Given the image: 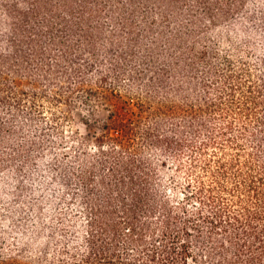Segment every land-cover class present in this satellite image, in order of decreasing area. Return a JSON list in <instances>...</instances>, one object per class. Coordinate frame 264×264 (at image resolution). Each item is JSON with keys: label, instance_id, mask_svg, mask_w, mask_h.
<instances>
[{"label": "trees", "instance_id": "16d2710c", "mask_svg": "<svg viewBox=\"0 0 264 264\" xmlns=\"http://www.w3.org/2000/svg\"><path fill=\"white\" fill-rule=\"evenodd\" d=\"M238 8L0 0V168L35 165L61 104L108 110L92 151L51 157L79 217L55 212L57 264H264V53L210 38Z\"/></svg>", "mask_w": 264, "mask_h": 264}, {"label": "rangeland", "instance_id": "374dc122", "mask_svg": "<svg viewBox=\"0 0 264 264\" xmlns=\"http://www.w3.org/2000/svg\"><path fill=\"white\" fill-rule=\"evenodd\" d=\"M234 1L239 5L231 17L235 20L220 22L224 24L210 38L216 45L224 40V46L229 48L231 44L227 40L231 38L240 53L253 60L255 55L264 53V0ZM76 101L78 104L70 107L59 106L64 113L60 129L58 132L55 129L46 131L44 146L38 153L31 154L36 159L33 167H28L22 174L9 166L0 168V264H57L53 259L56 256L54 236H57L59 226L55 212L62 206L64 220L79 219L73 205L71 208L62 203L61 188L55 179L58 175L51 169V157L61 153L71 155L75 150L92 151L94 137L102 133L108 110L94 104L85 105L80 99ZM116 104L124 114H130L134 109L133 105L122 101ZM54 113L59 114L53 107L46 108V116L53 117ZM105 134L115 135V132L110 130ZM43 138L39 134L38 139ZM32 204L44 208L39 218H36ZM37 228L41 233L34 236L33 231Z\"/></svg>", "mask_w": 264, "mask_h": 264}]
</instances>
